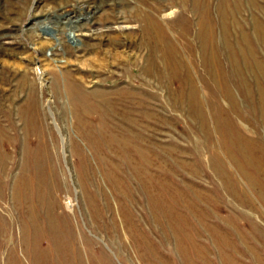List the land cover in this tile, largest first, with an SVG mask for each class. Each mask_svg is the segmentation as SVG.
Segmentation results:
<instances>
[{"label": "rangeland", "instance_id": "rangeland-1", "mask_svg": "<svg viewBox=\"0 0 264 264\" xmlns=\"http://www.w3.org/2000/svg\"><path fill=\"white\" fill-rule=\"evenodd\" d=\"M0 264H264V0H0Z\"/></svg>", "mask_w": 264, "mask_h": 264}, {"label": "bare ground", "instance_id": "bare-ground-1", "mask_svg": "<svg viewBox=\"0 0 264 264\" xmlns=\"http://www.w3.org/2000/svg\"><path fill=\"white\" fill-rule=\"evenodd\" d=\"M90 12V11H89ZM88 11L87 13L90 14ZM85 13V12H84ZM73 19V16H71V14L69 12H66V13H63L61 15H52L51 16V21L45 23L41 28H40V31L44 32V33H47V35H50L51 37H53V39L56 41V42H59L57 40L56 37H54V29H55V24H58V23H65L67 24L68 26H71L73 23H72V20ZM69 39L70 40H74L76 35L75 34H72L70 33L69 34ZM74 43L76 42V40L73 41ZM42 73L40 72V70H38V75L40 76Z\"/></svg>", "mask_w": 264, "mask_h": 264}]
</instances>
